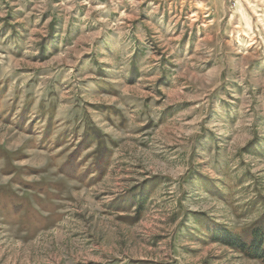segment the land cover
<instances>
[{
  "label": "rangeland",
  "instance_id": "1",
  "mask_svg": "<svg viewBox=\"0 0 264 264\" xmlns=\"http://www.w3.org/2000/svg\"><path fill=\"white\" fill-rule=\"evenodd\" d=\"M264 0H0V264H264Z\"/></svg>",
  "mask_w": 264,
  "mask_h": 264
},
{
  "label": "trees",
  "instance_id": "2",
  "mask_svg": "<svg viewBox=\"0 0 264 264\" xmlns=\"http://www.w3.org/2000/svg\"><path fill=\"white\" fill-rule=\"evenodd\" d=\"M214 238L246 255L264 260V232L262 229L253 230L249 240H245L240 234L229 230H218Z\"/></svg>",
  "mask_w": 264,
  "mask_h": 264
}]
</instances>
